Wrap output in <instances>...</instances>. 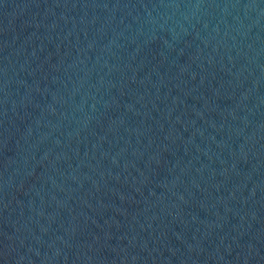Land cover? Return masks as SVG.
<instances>
[{
  "label": "water",
  "instance_id": "1",
  "mask_svg": "<svg viewBox=\"0 0 264 264\" xmlns=\"http://www.w3.org/2000/svg\"><path fill=\"white\" fill-rule=\"evenodd\" d=\"M0 264H264V0H0Z\"/></svg>",
  "mask_w": 264,
  "mask_h": 264
}]
</instances>
